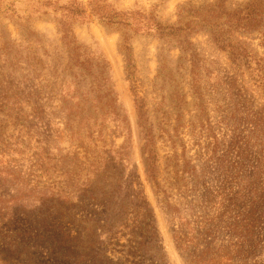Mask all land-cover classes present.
<instances>
[{
  "label": "rangeland",
  "instance_id": "obj_1",
  "mask_svg": "<svg viewBox=\"0 0 264 264\" xmlns=\"http://www.w3.org/2000/svg\"><path fill=\"white\" fill-rule=\"evenodd\" d=\"M94 1L0 0V264H264V2Z\"/></svg>",
  "mask_w": 264,
  "mask_h": 264
},
{
  "label": "trees",
  "instance_id": "obj_2",
  "mask_svg": "<svg viewBox=\"0 0 264 264\" xmlns=\"http://www.w3.org/2000/svg\"><path fill=\"white\" fill-rule=\"evenodd\" d=\"M99 1L101 0L93 2V5H96L92 8L94 15H97V17L101 18V20L108 23L112 22L116 24L129 25L130 18L134 14L132 11H115L114 8L111 7L109 9H104ZM261 2H264V0H251L244 6L235 9V11L225 12V14H228L227 20L243 28H253V26H256L257 23H259L263 12V9H261V4L263 3ZM81 11L83 12V10L75 7V12L81 13ZM73 48L76 50L75 46Z\"/></svg>",
  "mask_w": 264,
  "mask_h": 264
}]
</instances>
